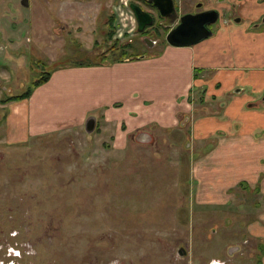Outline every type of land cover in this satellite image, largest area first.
Instances as JSON below:
<instances>
[{"label":"rangeland","instance_id":"obj_1","mask_svg":"<svg viewBox=\"0 0 264 264\" xmlns=\"http://www.w3.org/2000/svg\"><path fill=\"white\" fill-rule=\"evenodd\" d=\"M23 1L0 0V264H10V247L20 251L18 264H237L239 252L228 250L239 247L240 223L252 221L250 200L241 213L238 161L206 159L219 142L195 138L185 115L174 130L153 124L123 142L118 121L107 124L99 114L91 133L85 120L7 143L8 106L22 102L14 98L34 93V84L59 67L99 62L110 27L118 54L136 32L124 4L113 25L103 26L117 0ZM136 42L123 51L128 59L151 54ZM200 94L193 121L220 117L223 107L199 102ZM151 109L143 116L153 117ZM72 117L78 120L79 110ZM140 132L150 139L142 141ZM201 162L210 164L205 178ZM220 165L234 170L228 196L204 200L205 190L219 188Z\"/></svg>","mask_w":264,"mask_h":264},{"label":"crops","instance_id":"obj_2","mask_svg":"<svg viewBox=\"0 0 264 264\" xmlns=\"http://www.w3.org/2000/svg\"><path fill=\"white\" fill-rule=\"evenodd\" d=\"M230 3L236 5L235 14L240 12L243 21H223L215 36L197 45H167L156 54L113 65L88 63L55 69L30 98L8 106L7 143L60 132L91 118L98 124L99 114L107 124L118 121V139L123 142L134 129L153 124L174 130L185 115L195 138L219 142L206 159L214 164L222 159L227 164L230 158L239 162L241 213L247 212L245 199L250 200L252 221L240 223L237 264H264V29L251 27L264 15V0ZM94 50L89 54L99 56ZM196 90H201L199 102H216L223 114L193 121ZM148 108L155 110L151 118L142 114ZM77 110L75 120L72 116ZM138 136L142 141L150 139L147 132ZM204 164L203 178L210 173L204 168L210 164ZM225 167L219 169V188L205 190L204 200H226L225 186L234 179V170Z\"/></svg>","mask_w":264,"mask_h":264},{"label":"flooded vegetation","instance_id":"obj_3","mask_svg":"<svg viewBox=\"0 0 264 264\" xmlns=\"http://www.w3.org/2000/svg\"><path fill=\"white\" fill-rule=\"evenodd\" d=\"M25 1H28V7H29L30 0H24L23 3ZM118 1L119 0L116 1L113 8L111 9V13H112L111 16H115L113 13L114 11L117 10V7L121 4V2L119 3ZM125 2L126 4L124 5L127 6L129 11L132 13L130 14L133 20L136 21L135 15L130 8L131 4L133 3L140 6L145 12H148L153 17V24L151 26H147L145 30L141 33L138 32V24L136 21V32L130 36H127L126 39L122 42L128 45L129 47H131L137 39L136 43H140L143 49L149 51L148 54L150 53L152 54V52H154L153 50H155L157 47H160V46L165 47L167 45L170 46L167 42V37L171 31H173L180 25L181 18L185 15H200V14L211 12V11H217L219 14L218 21L213 24L212 23L208 24V28L213 32V36H215L218 33L219 28L221 27V24L223 23V21H226L229 19H232L234 21H237L239 19V22L243 21V18H241L240 16V12H239V15L235 14L236 13L235 11L237 10L236 5L234 3L228 4V0H224V1H220V0H173L175 11H173V14H171L168 18L162 17L159 9L149 0H125ZM111 16L107 18V24ZM107 24L105 25V27L107 26ZM251 27L253 30L264 29V15L262 17H259L255 22H253ZM125 36L126 35H124L123 37L125 38ZM228 251L238 253L239 247H234V248L231 247L229 248ZM214 261L215 262L212 261L210 264H213V263L215 264L219 262L225 263V264H233L229 261H222L219 259L214 260Z\"/></svg>","mask_w":264,"mask_h":264},{"label":"water","instance_id":"obj_4","mask_svg":"<svg viewBox=\"0 0 264 264\" xmlns=\"http://www.w3.org/2000/svg\"><path fill=\"white\" fill-rule=\"evenodd\" d=\"M149 1L159 9L161 16L164 18H168L173 14V11H175L173 0ZM23 5L28 7V1H25ZM130 8L135 15L138 24V32H143L147 26L153 24V17L140 6L133 3ZM218 18L219 14L217 11H211L200 15H185L181 18L180 25L169 33L167 42L170 46L179 48L191 47L199 44L213 36V32L208 28V24L216 23ZM237 21H239V19ZM95 125L96 120L94 118L89 119L87 122V131L90 133L93 132ZM180 254H182L181 251Z\"/></svg>","mask_w":264,"mask_h":264},{"label":"trees","instance_id":"obj_5","mask_svg":"<svg viewBox=\"0 0 264 264\" xmlns=\"http://www.w3.org/2000/svg\"><path fill=\"white\" fill-rule=\"evenodd\" d=\"M114 19H115V16H111L110 19H109V22L107 24V27H110L113 25V22H114ZM114 29H113V26L109 28L108 32H107V36H105L103 39H102V44L107 47V52L102 54L100 57H98V59L100 60L99 62H96V63H92V64H95V65H106V64H110V65H113L115 63H120V62H124L126 60H130V59H133V58H129L127 57V54L126 53H123V51L127 48H129L128 45H123L119 48V50L122 52L120 54H118V48H115L114 47V44L115 43H120V42H117V41H113V36H114ZM98 44V43H97ZM50 75L51 74H48L46 77H44L43 79H40L38 82H36L34 84L35 88L40 86L41 84L45 83L48 81V79L50 78ZM32 94V91H29L28 93H26L25 95L21 96V97H18V98H14L15 101H24L28 98H30Z\"/></svg>","mask_w":264,"mask_h":264},{"label":"built area","instance_id":"obj_6","mask_svg":"<svg viewBox=\"0 0 264 264\" xmlns=\"http://www.w3.org/2000/svg\"><path fill=\"white\" fill-rule=\"evenodd\" d=\"M122 4H126V2H125V0L123 1V2H121V4L118 6V9H121L122 10ZM125 6V5H124ZM126 7V6H125ZM127 14H128V12H127ZM119 16V15H118ZM131 19H132V21H133V18L131 17ZM124 35H126L125 33H123V32H119V36L120 37H123ZM11 249H12V252H9L10 254L7 256L8 258H10L11 259V262H10V264H18V263H15L16 261V257H18L19 259H20V251H18L17 249H15L14 247H10ZM10 248H8V250L10 249ZM11 253H13V254H15V255H11ZM16 253H18V254H16ZM18 260V259H17ZM213 262H215V261H213ZM214 264V263H213ZM219 264H225V263H221V262H219Z\"/></svg>","mask_w":264,"mask_h":264}]
</instances>
